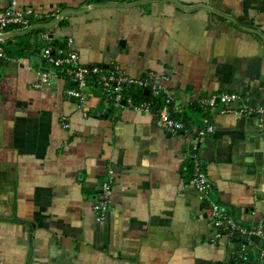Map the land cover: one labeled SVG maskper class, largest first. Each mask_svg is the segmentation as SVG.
I'll use <instances>...</instances> for the list:
<instances>
[{"label":"crops","instance_id":"obj_1","mask_svg":"<svg viewBox=\"0 0 264 264\" xmlns=\"http://www.w3.org/2000/svg\"><path fill=\"white\" fill-rule=\"evenodd\" d=\"M14 1L31 26L0 43V264H237L241 244L242 264H264V0ZM68 41L81 65L161 77L185 128L161 130L97 90L80 105L70 82L34 88L42 49ZM221 93L239 101L199 109ZM203 118L206 197L188 158ZM213 203L250 233L218 234Z\"/></svg>","mask_w":264,"mask_h":264},{"label":"built area","instance_id":"obj_2","mask_svg":"<svg viewBox=\"0 0 264 264\" xmlns=\"http://www.w3.org/2000/svg\"><path fill=\"white\" fill-rule=\"evenodd\" d=\"M31 22L25 17L22 11L16 8V2L11 0L9 6L0 9V35L8 32L26 31L30 28ZM49 40L46 35L43 37ZM0 39V43H1ZM5 53L0 45V58H4ZM43 62L52 71H42L39 73L33 87L38 89L43 85H49L53 80L63 82H73L71 87L64 89L65 96L80 105L95 97V90L106 102L113 103L116 109L125 107L132 111H141L154 115L155 125L168 133L176 134L185 128L182 120L174 118L173 97L163 84L161 77L156 74H146L142 78H132L117 65L88 67L81 65L76 51L72 48V42L68 41L64 47L47 45L41 51ZM147 92L150 96L146 99H133V92ZM239 101L235 93H221L207 99L199 101V109L207 113L215 109L218 105H228ZM157 104L154 106V104ZM224 112V111H222ZM259 114H264V105L256 110ZM62 125L66 128L65 117H61ZM202 126L196 131L194 145L188 152L191 171V183L200 191L201 197H206L211 189V182L203 168L197 151L199 143L207 135L213 132V126L208 123L206 118L202 120ZM111 185L104 183L101 188L97 201L93 204V210L97 214V221L105 218L106 211L111 199ZM212 226L218 234L232 237H243L250 233L248 229L243 228L231 216L223 213L220 207L213 203L211 205ZM246 246L241 244L237 264H242L246 257ZM264 257V253H261Z\"/></svg>","mask_w":264,"mask_h":264},{"label":"water","instance_id":"obj_3","mask_svg":"<svg viewBox=\"0 0 264 264\" xmlns=\"http://www.w3.org/2000/svg\"><path fill=\"white\" fill-rule=\"evenodd\" d=\"M80 12H82V11H80ZM76 13H79V12H75V11H72V10H66V11H64V12L60 15V17H63V16L68 15V14H76ZM25 17H26L27 19H30V15H25ZM57 22H58V19L55 20L53 23H50V24H48V25H44V26H53V25H55ZM11 34H12V33H6V34H3V35H0V39H1V40L6 39V38L9 37ZM69 84H70V85H73L74 83H73V82H70ZM145 94H148V93L145 92ZM234 241L239 242V239H235Z\"/></svg>","mask_w":264,"mask_h":264},{"label":"trees","instance_id":"obj_4","mask_svg":"<svg viewBox=\"0 0 264 264\" xmlns=\"http://www.w3.org/2000/svg\"><path fill=\"white\" fill-rule=\"evenodd\" d=\"M53 46H57L55 43H51ZM69 83V81L66 83V85ZM68 87H71L69 85H67ZM131 96L133 97V99L137 100V99H146V100H149L150 99V96L149 95H146L144 92H133L131 94ZM157 104L155 103L154 106H156Z\"/></svg>","mask_w":264,"mask_h":264},{"label":"rangeland","instance_id":"obj_5","mask_svg":"<svg viewBox=\"0 0 264 264\" xmlns=\"http://www.w3.org/2000/svg\"><path fill=\"white\" fill-rule=\"evenodd\" d=\"M47 70V69H46ZM48 71H52V68H50Z\"/></svg>","mask_w":264,"mask_h":264}]
</instances>
